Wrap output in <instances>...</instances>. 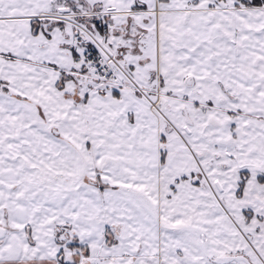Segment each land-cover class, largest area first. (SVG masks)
Listing matches in <instances>:
<instances>
[{"label": "snow or ice", "instance_id": "1", "mask_svg": "<svg viewBox=\"0 0 264 264\" xmlns=\"http://www.w3.org/2000/svg\"><path fill=\"white\" fill-rule=\"evenodd\" d=\"M0 264H264V0H0Z\"/></svg>", "mask_w": 264, "mask_h": 264}]
</instances>
